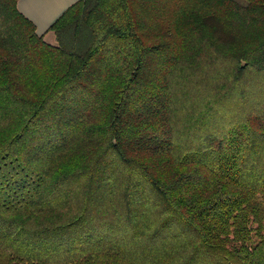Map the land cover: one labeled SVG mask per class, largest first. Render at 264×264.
<instances>
[{"label":"trees","instance_id":"obj_1","mask_svg":"<svg viewBox=\"0 0 264 264\" xmlns=\"http://www.w3.org/2000/svg\"><path fill=\"white\" fill-rule=\"evenodd\" d=\"M0 0V264H264V0Z\"/></svg>","mask_w":264,"mask_h":264},{"label":"crops","instance_id":"obj_2","mask_svg":"<svg viewBox=\"0 0 264 264\" xmlns=\"http://www.w3.org/2000/svg\"><path fill=\"white\" fill-rule=\"evenodd\" d=\"M77 1L79 0H18L17 7L35 24L39 35H43L47 42L55 44L57 36L49 27Z\"/></svg>","mask_w":264,"mask_h":264},{"label":"rangeland","instance_id":"obj_3","mask_svg":"<svg viewBox=\"0 0 264 264\" xmlns=\"http://www.w3.org/2000/svg\"><path fill=\"white\" fill-rule=\"evenodd\" d=\"M55 44H57V43H55Z\"/></svg>","mask_w":264,"mask_h":264}]
</instances>
